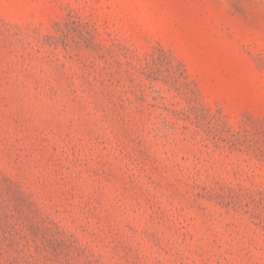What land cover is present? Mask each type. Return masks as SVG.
<instances>
[{"label": "rangeland", "instance_id": "1", "mask_svg": "<svg viewBox=\"0 0 264 264\" xmlns=\"http://www.w3.org/2000/svg\"><path fill=\"white\" fill-rule=\"evenodd\" d=\"M0 264H264V0H0Z\"/></svg>", "mask_w": 264, "mask_h": 264}]
</instances>
